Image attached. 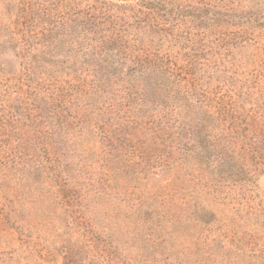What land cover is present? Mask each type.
Masks as SVG:
<instances>
[{
  "label": "rangeland",
  "instance_id": "obj_1",
  "mask_svg": "<svg viewBox=\"0 0 264 264\" xmlns=\"http://www.w3.org/2000/svg\"><path fill=\"white\" fill-rule=\"evenodd\" d=\"M0 264H264V0H0Z\"/></svg>",
  "mask_w": 264,
  "mask_h": 264
}]
</instances>
